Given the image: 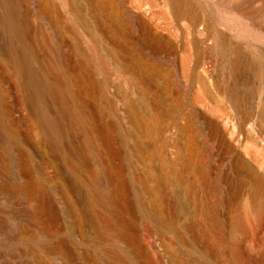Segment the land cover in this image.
<instances>
[{
	"label": "bare ground",
	"instance_id": "1",
	"mask_svg": "<svg viewBox=\"0 0 264 264\" xmlns=\"http://www.w3.org/2000/svg\"><path fill=\"white\" fill-rule=\"evenodd\" d=\"M245 211L264 0H0V264H237Z\"/></svg>",
	"mask_w": 264,
	"mask_h": 264
},
{
	"label": "rangeland",
	"instance_id": "2",
	"mask_svg": "<svg viewBox=\"0 0 264 264\" xmlns=\"http://www.w3.org/2000/svg\"><path fill=\"white\" fill-rule=\"evenodd\" d=\"M251 106H257L255 96L251 99ZM243 218L244 232L238 234L241 241L232 256L237 264H264V221L256 220L246 211ZM183 223L184 219L177 221L176 228H181ZM184 237L187 238L185 234ZM185 258L188 256L185 255Z\"/></svg>",
	"mask_w": 264,
	"mask_h": 264
}]
</instances>
